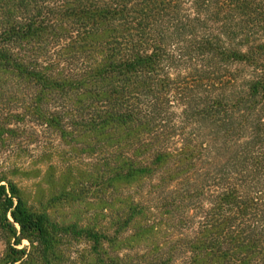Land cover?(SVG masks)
<instances>
[{"label":"trees","instance_id":"obj_1","mask_svg":"<svg viewBox=\"0 0 264 264\" xmlns=\"http://www.w3.org/2000/svg\"><path fill=\"white\" fill-rule=\"evenodd\" d=\"M0 76L68 148L0 264H264V0H0Z\"/></svg>","mask_w":264,"mask_h":264},{"label":"rangeland","instance_id":"obj_2","mask_svg":"<svg viewBox=\"0 0 264 264\" xmlns=\"http://www.w3.org/2000/svg\"><path fill=\"white\" fill-rule=\"evenodd\" d=\"M13 85L12 79L0 76V184L15 182L24 190L29 202L37 203L45 201L43 196H39V191L42 187H49L52 174V170L47 169L50 146L63 145L57 131L46 132L42 126L28 120L23 104L24 94L16 93ZM62 149L68 151L67 147ZM57 150L59 148L54 147L52 151ZM65 213L71 219L76 218L73 210ZM58 214L62 219L60 210ZM15 228V238L11 237L9 230H0V253L5 255L10 251L9 246L15 249L29 248L26 238L20 240L19 227L15 225ZM17 238L19 243L15 245ZM68 255L70 259L76 258L71 252Z\"/></svg>","mask_w":264,"mask_h":264}]
</instances>
